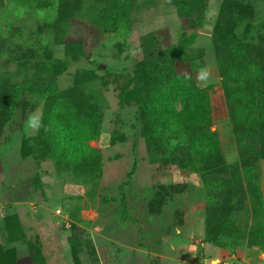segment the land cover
<instances>
[{
	"label": "rangeland",
	"instance_id": "374dc122",
	"mask_svg": "<svg viewBox=\"0 0 264 264\" xmlns=\"http://www.w3.org/2000/svg\"><path fill=\"white\" fill-rule=\"evenodd\" d=\"M52 1L0 0V264H264L253 245L264 241L252 242L264 234V132L240 134L255 147L241 156L232 130L238 118L260 132L249 106L264 99V0ZM142 61L204 90L214 154L161 143L139 111ZM27 79L76 90L102 114L89 142L101 170L64 172L46 158L27 123H41L46 99L23 96L4 121L6 93Z\"/></svg>",
	"mask_w": 264,
	"mask_h": 264
},
{
	"label": "trees",
	"instance_id": "16d2710c",
	"mask_svg": "<svg viewBox=\"0 0 264 264\" xmlns=\"http://www.w3.org/2000/svg\"><path fill=\"white\" fill-rule=\"evenodd\" d=\"M12 1L24 7H32L40 3L46 6L49 2V4L53 2L52 0ZM79 51L78 54L81 55ZM244 67L241 77L249 81L250 89H252L256 83V78L253 75L256 73V69L249 65ZM132 75L138 84L139 111L146 112L156 136L162 138L161 143L170 145L172 137L175 136L180 139L179 145H184L182 147L189 149L191 153H194V156L202 153L214 154L217 151V140L209 130L208 100L204 90L196 87L188 77L165 76L156 61L152 63L139 62ZM237 94H242L239 89L231 91L229 97L231 103L239 104V100L242 98H239ZM262 94L258 91L256 99L249 106L253 107L255 115H257L255 120L261 122L260 132L254 131L252 135L249 130V134H247L248 129L244 128L241 119L234 118L232 121V130L238 140L237 146L241 151L239 152L241 156L255 151V147L244 143L245 140L241 138L240 134L242 137H248L255 141L256 134L264 132ZM25 95L46 99V107L39 127V137L46 145V158L56 168L64 172L76 173L101 170V154L97 149L89 146L90 141L98 140L100 136L102 114L99 111L91 108L87 100V102H83L78 98L76 90L56 93L51 82L41 79L33 82L27 79L14 85L6 93L7 112L4 121L10 119L19 100ZM259 114L262 115V118L259 117ZM255 120L251 121L252 124H255ZM185 127L187 130L183 133ZM256 141L263 142V136ZM253 234L259 237L252 242L264 241L263 233L255 232ZM217 241L223 248H232L226 240L219 239ZM253 245H259L264 251V243H254Z\"/></svg>",
	"mask_w": 264,
	"mask_h": 264
},
{
	"label": "clouds",
	"instance_id": "9594fccd",
	"mask_svg": "<svg viewBox=\"0 0 264 264\" xmlns=\"http://www.w3.org/2000/svg\"><path fill=\"white\" fill-rule=\"evenodd\" d=\"M28 126L32 129H36L38 130L39 126H40V123H39V119L36 117V116H30L28 118Z\"/></svg>",
	"mask_w": 264,
	"mask_h": 264
},
{
	"label": "built area",
	"instance_id": "2783aa9c",
	"mask_svg": "<svg viewBox=\"0 0 264 264\" xmlns=\"http://www.w3.org/2000/svg\"><path fill=\"white\" fill-rule=\"evenodd\" d=\"M59 212V211H58ZM94 217L96 218L97 217V213L96 212H93L92 213V217H89L88 219H91V220H93L94 219Z\"/></svg>",
	"mask_w": 264,
	"mask_h": 264
}]
</instances>
